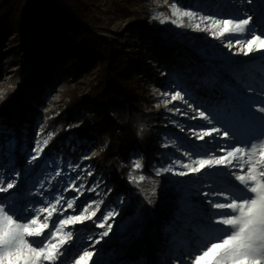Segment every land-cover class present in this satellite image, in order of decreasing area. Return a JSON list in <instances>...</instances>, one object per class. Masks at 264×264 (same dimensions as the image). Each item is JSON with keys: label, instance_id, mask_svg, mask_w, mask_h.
I'll use <instances>...</instances> for the list:
<instances>
[{"label": "trees", "instance_id": "obj_1", "mask_svg": "<svg viewBox=\"0 0 264 264\" xmlns=\"http://www.w3.org/2000/svg\"><path fill=\"white\" fill-rule=\"evenodd\" d=\"M198 1L207 2L202 7L210 11L226 10L228 6L224 0ZM105 9L130 14L117 0H107ZM100 11L99 0H0V81L12 62L8 59L10 45L22 49L20 60L26 69L25 77L20 81L11 80L7 92L0 96V125L17 136V150L20 149L25 136L32 135L43 115L41 107L46 105L49 95L61 89L63 108L58 116L51 118V123L59 126V130L46 153L59 151L71 133L85 143L107 137L109 143L101 148L94 161L114 183L113 196L128 192L132 199L131 208L116 223L135 217V209L140 206L147 214L140 232L125 241H120L117 234L104 241V252L116 254H109L112 262L105 264H121L123 260L164 264L169 240L177 234L183 239L187 236L172 218L173 214L187 204L191 222V216L197 214L196 205L184 203V197L173 186L144 194L142 186L128 181L133 152H142L146 170L154 163L152 160H159L164 152L156 144L153 126L137 120L144 116L147 98L142 95V87L135 88L133 77L139 72L129 67L131 57L123 44L124 37L101 35L90 26ZM137 40L167 72L164 79L154 78L159 86L182 85L190 96L207 103L214 117L228 115L231 122L241 116L243 109L232 96L227 97L225 88L231 84L232 77L240 78L245 85L251 84L254 71L245 69L243 62L199 57L147 34H138ZM115 109L117 114L113 113ZM183 143L184 149L193 153L207 152L205 141ZM18 162L24 166L26 157L20 154ZM123 162L127 166H122ZM173 223L175 228L166 232L165 226ZM206 225L196 226L197 231H203ZM74 227L92 230L94 224ZM102 230L97 228V231Z\"/></svg>", "mask_w": 264, "mask_h": 264}, {"label": "rangeland", "instance_id": "obj_2", "mask_svg": "<svg viewBox=\"0 0 264 264\" xmlns=\"http://www.w3.org/2000/svg\"><path fill=\"white\" fill-rule=\"evenodd\" d=\"M106 1L99 0L101 11L95 14L96 18L90 22V26L101 35H120L124 37L123 44L131 57L129 67H133L135 68L134 70L139 72L133 77L135 88L139 90L142 87V95L147 98V105L142 112L144 116L142 118L138 117L137 120L140 124L149 123L153 126L156 144L164 152L163 155L159 156V160H152L154 163L149 166L148 170L145 169L142 152H133L129 161V173L131 176L143 175L145 179L139 183H133L129 178L128 181L131 185L142 186L144 194H153L156 191L173 186L179 195L184 197V203L196 205L195 212L197 214L191 216L193 218L191 222H189L187 204V206H180L173 214L172 218L187 236L186 239H183L177 234L176 237L170 239L169 249L165 252L163 258L164 264H178V262L179 264H186L188 260L186 248L194 244L197 239L198 231L196 226L201 223H208L210 216L215 221L216 216L214 214L217 212L229 211L212 208L209 200L213 203L227 201L223 197H217L211 193L228 187L230 174L239 170L237 168L218 166L216 168H206L201 173H190L185 176L175 173L186 171L182 165L199 156L222 155L223 153L220 152L221 148L235 147L237 144L246 147L245 141L256 137L261 131V122L253 117L264 116V113H260L257 110L258 107H264V52H253L245 56L237 50L242 45H235L236 39H250L251 35L260 34L261 26L257 19L258 14L261 12L258 7L260 0H252V4L246 3V0H224L228 4L227 9H218L216 11L203 8V4L206 5L207 2H199L198 0H117L123 9H128L130 14H125L124 11L122 13L116 12L113 9L106 10ZM59 2L61 3V1ZM173 4L181 10H189L199 16H215L219 19H243L246 16H251L252 26L255 31L244 35L226 34L223 38L217 39L208 32L195 30L191 26L193 22L189 21L188 18H184L183 26L179 23H173L172 21L176 19L171 15L170 5ZM157 16L159 18H156ZM165 17H168V19H164ZM162 19H164L163 23L161 22ZM138 34H147L161 41L176 44L183 49L192 51L199 57L238 63L243 62L245 69L254 71L255 75H250L251 84L245 85L240 78L232 77L231 84L225 88L227 97L232 96L235 102L243 109L240 113L241 116L232 119L230 122L232 125L225 127L223 123L214 117L210 108L207 107V103L198 101L195 97L190 96L182 85L168 83L169 85L166 87L159 86L154 81V78L164 79L167 76V72L150 57L148 51L139 46ZM229 40L233 42L234 46L232 48L226 47ZM7 50L8 59L12 60V62L7 66L5 76L0 81V96L7 92L11 80L15 78L20 81L19 79L24 78L26 75L25 65L20 60L21 55L24 53L21 51L22 49L10 45ZM149 73H151L150 76ZM211 79L215 80V77L211 75ZM167 80L171 82V80ZM176 91H180L184 95L187 104L183 101H173L165 106L164 101L170 100V95L165 96L164 93L173 94ZM81 93L82 90L79 91V94ZM188 105H192V107L189 108ZM62 108L63 93L61 89H56L55 92L49 95L46 105L41 107L43 115L35 124L32 135L29 137L25 136L24 144L18 150L17 136L8 133L9 130L0 125V172L4 174L5 179H15L17 188L27 194L28 199L18 205L26 209L38 208L58 195H63L66 200L79 196L76 201L78 207L75 210H68L64 213V215H73L79 214L83 206L92 201H102L96 217L91 221L84 222L89 225L94 224L92 230H86L85 227L80 229L73 227L71 230L74 236L77 231L80 234V238L83 241L81 253L85 249L95 252V256L89 264H93V261H98V264L111 263L112 261L108 255L116 256V254L104 252L102 245L104 241L112 238L113 234H117L120 241H125L131 235L140 232L142 224L147 219V214L143 207L140 206L135 209V217L126 218L124 222L121 221L119 224L116 223V220L124 216L126 211L131 208L132 199L128 192L113 196L115 193L114 183L109 180L106 171L98 168L94 161L101 148L109 143L107 137L102 140L97 139L94 142L85 143L71 133L65 141L64 147L60 148L59 151H54L51 155L46 153L50 147L51 140L55 138L59 130V126H54L51 123V118L58 116ZM177 108L180 109V112L175 111ZM197 110L205 111L210 117L211 123L201 118L193 119L192 117L196 116ZM117 112V109L113 110L114 114H117ZM249 112L253 116H249ZM184 113L187 114L185 115ZM211 127L228 131L229 137L224 138L221 135L213 134L211 137L199 140L192 135L193 130L199 132L202 129L206 130ZM50 133L53 134L52 138L44 148L40 158L36 162L29 164L28 161L34 155L32 149L35 148L36 141H42ZM192 140L205 141L207 152L205 154H196L184 149L183 142ZM208 143H210V146L207 145ZM185 153H190L191 156H186ZM20 154L26 157L24 166H21L18 162ZM136 160H140L143 165L139 170L133 169V162ZM175 161H180V164H175ZM9 162H11L10 166L5 167V165H9ZM170 164L174 167L173 172L156 174L157 170L168 167ZM121 165L127 166L125 162ZM57 171L61 173L60 176L56 175ZM88 172L92 174L88 175ZM209 173H218V175H208ZM78 177L79 179H77ZM73 180L76 181L77 188L81 184L84 185L81 190L82 194L72 190L64 191ZM90 188H95V191H89L88 189ZM205 193H209V195L206 196ZM5 195L7 194L0 193V197ZM109 211H115L117 215L108 221L112 225L109 235L100 239V233L106 229L103 228L102 231H97L98 227L96 225L101 222L103 216ZM25 215H28L27 211ZM117 225L118 227H116ZM175 225L174 223L167 224L164 230L170 232L175 228ZM98 239L99 243L94 244ZM128 261L123 260L120 263L145 264L144 261L139 263H129ZM69 264H75L74 260L69 261Z\"/></svg>", "mask_w": 264, "mask_h": 264}, {"label": "snow or ice", "instance_id": "obj_3", "mask_svg": "<svg viewBox=\"0 0 264 264\" xmlns=\"http://www.w3.org/2000/svg\"><path fill=\"white\" fill-rule=\"evenodd\" d=\"M246 3L252 4V0H246ZM258 7L261 9L257 17L261 26L260 34L251 35L250 39L235 40L236 46L242 45L238 47V52L245 56L253 52H264V0H260ZM170 10L171 15L176 18L172 21L173 23L183 26L184 18H188L193 22L191 26L195 30L208 32L217 39L223 38L226 34L244 35L255 31L251 16L243 19L199 16L195 12L181 10L175 4L170 5ZM164 19L161 20L162 23ZM197 20L199 22H195ZM233 46V42L229 40L226 47L232 48ZM164 95H170V100L164 101L165 106L173 101H183L187 104L180 91L173 94L164 93ZM188 107L191 108L192 105ZM257 110L264 113V107H258ZM175 111L180 112V109L177 108ZM248 114L253 116L251 112ZM192 118H201L211 123L205 111L197 110L196 116ZM253 118L261 122V131L256 137L245 141L246 147L237 144L235 147L221 148L222 155L199 156L182 165L186 171L175 173L185 176L218 166L239 170L230 174L228 187L211 193L227 201L213 203L209 200L211 207L229 211L215 213V221L211 219V216L208 218L205 229L197 233L195 243L186 248L188 255L186 264H264V116ZM216 119L228 127L231 118L224 115ZM213 134L224 138L229 137L228 131H222L217 127L202 129L199 132L192 131V135L199 140H204L205 137H211ZM52 135L50 133L42 141H36V146L32 149L34 155L28 161L29 164L40 158ZM185 155L191 156L190 153H185ZM174 163L180 164V161ZM10 164L11 162L5 167ZM142 167L140 160L133 162L134 170ZM173 171L174 167L170 164L168 167L157 170L156 174ZM91 174L88 172V175ZM56 175L60 176L61 173L57 171ZM208 175H218V173ZM129 179L133 183H139L145 177L130 175ZM83 188V184L77 188L76 181L73 180L64 191L72 190L82 194ZM88 190L95 191V188ZM0 193L7 194L0 197V264H69V261L73 260L75 264H89L92 261L95 252L85 249L81 253L83 241L78 231L74 236L71 228L93 220L102 201H92L84 205L79 214L73 215H64V213L78 207L76 201L79 196L66 200L63 195H58L38 208L26 209L18 205L28 199L27 194L17 188L15 179H5L2 172H0ZM26 211L28 215H25ZM115 215H117L115 211L107 212L101 222L96 225L106 229L100 233V239L109 235L112 225L108 221ZM95 243H99V239ZM93 264H98V261H93Z\"/></svg>", "mask_w": 264, "mask_h": 264}]
</instances>
